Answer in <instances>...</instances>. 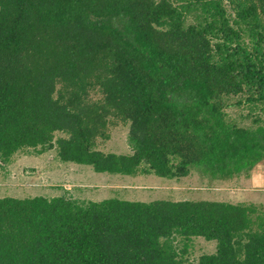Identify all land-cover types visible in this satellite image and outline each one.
I'll use <instances>...</instances> for the list:
<instances>
[{"label":"trees","instance_id":"obj_1","mask_svg":"<svg viewBox=\"0 0 264 264\" xmlns=\"http://www.w3.org/2000/svg\"><path fill=\"white\" fill-rule=\"evenodd\" d=\"M116 122L129 151L100 150ZM50 149L120 176L264 170V0H0V168ZM0 264H264V203L1 196Z\"/></svg>","mask_w":264,"mask_h":264},{"label":"rangeland","instance_id":"obj_2","mask_svg":"<svg viewBox=\"0 0 264 264\" xmlns=\"http://www.w3.org/2000/svg\"><path fill=\"white\" fill-rule=\"evenodd\" d=\"M126 134L127 126L116 122L110 126L108 138L97 139L96 147L105 152H127ZM262 169L258 164L257 170L252 169L249 178L239 175L238 179L207 183L194 174L164 179L154 174L120 176L99 173L91 166L61 162L54 149L40 154L29 151L13 155L12 160L0 168V197H52L67 192V195L78 200H101L116 196L142 201L172 197L264 203ZM189 245L187 254L194 259L202 253L213 252L216 241L194 237Z\"/></svg>","mask_w":264,"mask_h":264},{"label":"crops","instance_id":"obj_3","mask_svg":"<svg viewBox=\"0 0 264 264\" xmlns=\"http://www.w3.org/2000/svg\"><path fill=\"white\" fill-rule=\"evenodd\" d=\"M262 171L264 172V170L262 169Z\"/></svg>","mask_w":264,"mask_h":264}]
</instances>
